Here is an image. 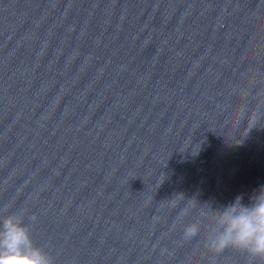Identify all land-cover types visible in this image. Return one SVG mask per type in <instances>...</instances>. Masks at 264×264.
<instances>
[{
	"label": "water",
	"instance_id": "obj_1",
	"mask_svg": "<svg viewBox=\"0 0 264 264\" xmlns=\"http://www.w3.org/2000/svg\"><path fill=\"white\" fill-rule=\"evenodd\" d=\"M262 186L264 0H0V220L53 264H264L206 247Z\"/></svg>",
	"mask_w": 264,
	"mask_h": 264
},
{
	"label": "clouds",
	"instance_id": "obj_2",
	"mask_svg": "<svg viewBox=\"0 0 264 264\" xmlns=\"http://www.w3.org/2000/svg\"><path fill=\"white\" fill-rule=\"evenodd\" d=\"M248 199L244 204L243 196L238 195L222 210L212 211L214 227L206 240L209 251L220 253L232 248L264 262V186ZM198 231L196 225H190L184 238L190 240ZM0 264H53L52 258L33 244L19 214H8L0 220Z\"/></svg>",
	"mask_w": 264,
	"mask_h": 264
}]
</instances>
